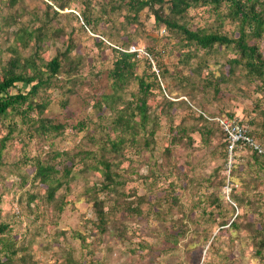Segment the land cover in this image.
Listing matches in <instances>:
<instances>
[{
	"label": "trees",
	"instance_id": "1",
	"mask_svg": "<svg viewBox=\"0 0 264 264\" xmlns=\"http://www.w3.org/2000/svg\"><path fill=\"white\" fill-rule=\"evenodd\" d=\"M24 3V0H0V34L10 53L7 60L0 58V183H8L10 176L16 177L19 186L26 188V207L30 209V204H34L36 218L45 219L49 209L60 212L71 201L73 182L80 177L87 181L91 174L98 176L99 182L86 186L83 193L92 205L94 228L99 236L112 224L124 228L123 220L116 214H140L141 209L139 204L133 206L129 199L132 193L125 192L129 179L122 177L118 168L129 157L126 156L129 151L136 155L152 151L162 119L168 138L162 149L166 162L165 165L154 162L152 174L142 177V184L151 180V185H155L157 182L153 180L168 178L163 167L171 164L167 174L174 180L169 183L165 201L170 206L180 207L176 190H187L188 183L198 184V176L188 174L187 170L178 171L175 161L170 159L172 147L191 148L192 134L199 135L204 147L211 148V153L219 148L220 164L213 168L209 179L221 173L227 142L212 119L226 115H209L199 110L194 116L195 124L175 122L176 108L184 106L192 110L186 101L174 102L163 94L165 90L160 84L169 77L180 89L176 95H185L188 102H195L197 94L216 96L224 84L252 87L258 96L252 99V115L247 118L248 134L264 149V55L259 49L264 42V0H80L79 16L59 13L70 7L71 0H41V11L30 13L23 10ZM200 7L207 8L211 19L193 26L188 13ZM145 10L152 16L154 27L165 31L161 36L165 40L163 46L172 45L169 52L178 53L180 68L172 74L163 68H159L158 76L150 71L151 63L146 57L158 60L164 51L158 47L161 39H151L153 45L142 57L128 52L130 47L136 46L141 14ZM25 16L29 18L23 22ZM61 18L67 19V24L73 19L80 24L82 32L86 29L98 35L99 40H94L99 48L107 47L104 40L113 44L114 47H109L110 67L99 74L98 79L82 75L83 60L73 53L77 48L74 27L68 28ZM119 31L126 36V41L111 42L112 34ZM55 43L62 47L49 56V45ZM2 52L0 47V54ZM219 57L224 62L218 74L210 72L211 78L202 77L203 70L208 68L207 62ZM140 61L146 64L147 70H139ZM183 69H189L188 74H183ZM194 77L198 78V83ZM87 86L90 91L83 93ZM79 95L91 105L95 118L90 114L70 126L84 139L73 149H58L57 141L69 125L47 115L48 108L58 98L61 108L66 109ZM213 139L218 140L217 146L212 145ZM15 142H19L20 156L10 162L7 160L9 149ZM32 143L47 146L42 157L30 153ZM27 165L30 170H26ZM246 166L250 192L237 193L231 188L229 199L238 207L249 205L253 217L231 215L223 219L221 215L214 217V207L201 208L199 218L203 227L189 238L193 244L201 242L202 246H207L205 253L209 257L218 258L202 264H230V244L243 239L249 241L258 264H264V190L259 189L264 188V157L252 151ZM212 194L208 198L217 203ZM201 201L203 199L197 196L194 207ZM162 218L159 216L163 221ZM217 218L220 220L215 223ZM182 219L185 230L179 227L165 233V239L173 247L190 233L189 221ZM222 227L231 234L226 245L220 240ZM11 231L12 224L0 209V264H31L30 242L17 240ZM74 238L83 240L79 233H75ZM67 263L84 264L71 256L67 257Z\"/></svg>",
	"mask_w": 264,
	"mask_h": 264
},
{
	"label": "rangeland",
	"instance_id": "2",
	"mask_svg": "<svg viewBox=\"0 0 264 264\" xmlns=\"http://www.w3.org/2000/svg\"><path fill=\"white\" fill-rule=\"evenodd\" d=\"M79 1L71 0L70 7L59 11V13L62 15L72 13L79 16V7L81 6ZM24 2L25 8L23 10L25 9L27 13L35 10L41 11V0H24ZM188 17L193 26L211 19L205 7L191 10ZM28 18L29 16H25L23 22H26ZM61 19L68 28L74 27L77 48L73 53L83 60L82 75L98 79L99 74L110 67L112 52L109 47H114L113 44L104 40L107 47L99 48L94 40H99L98 35H94L86 29L82 32L79 28L80 24L73 19L68 24L67 19ZM141 21L142 24L138 29L135 46L136 50L144 52H138L140 57L145 55L148 48L153 45L151 39H161L158 47L164 49V51L158 57V60L152 56L146 57L151 63L150 71L154 72L156 76H158L159 68L168 70V73L172 74V71L174 73L176 69L180 68L177 64L178 53L176 50L169 52L172 45L163 46L162 43L165 40L161 36L166 34L165 31L162 29L157 30L154 27L153 18L147 10L142 12ZM113 41L117 43L126 41V36L121 31L113 33L111 42ZM0 47L3 50L0 58L5 61L10 53L6 49L7 44L3 41L1 34ZM59 47H62L60 43L50 44L48 48L49 56ZM131 48H129V51ZM259 49L264 55V42L260 43ZM223 62L222 57L211 58L207 62L208 68L203 70L202 77L211 78L210 72L213 75L218 74L217 71H220V65ZM139 70H147V66L143 61H140ZM188 71L189 69L182 70L183 74H188ZM193 79L199 82L198 78L194 77ZM96 85L98 83H95ZM160 86L162 90H165L163 94L169 100L174 102L183 100L191 107L192 112L184 106L176 108L174 111L175 122L181 120L188 125L195 124L194 116L200 113L199 110H202L209 115H226L224 118L238 122L248 132L246 122L247 118L252 115V99L258 96L252 91V87L239 85L237 88L231 84H224L220 86L218 95L212 96L210 93L207 97H202V95L197 94L195 95V102H188L185 95H176L178 92L180 93V89H178V85L172 77H169ZM24 89H28V87H24ZM89 91L90 87L87 86L84 88L83 93ZM90 114H92V118H95L91 105L86 104L81 95L71 100L66 109L61 108L58 98L52 102L47 115L53 116L59 121H66L69 125L64 130L61 139L57 141L56 147L58 149H73L79 141L84 139L81 136L82 134H76L70 126L75 125L77 121ZM228 114H231V116H227ZM164 124L162 119L160 122L161 128L156 133V142L152 146V151L143 152L140 155L129 151L131 153H127L126 156L130 158L127 157L123 160L118 168L121 176L129 179L125 192L132 193V197L129 199H132L133 206L139 204L141 209L140 214L131 213L127 215L125 212L116 214L119 220H123L124 228L122 229L117 228L116 224H112L108 226L104 235L99 236L93 226L95 216L92 205L84 197L83 191L86 186L99 182V177L96 175L89 174L87 181L83 177L76 179L73 182L71 201L60 212L47 210L48 216H45L43 220L36 218V212L33 209L34 204H30V209L26 207L24 195L26 188L19 186L16 177L10 176L11 180L8 183H0V209L2 215L12 224V236L23 242H30L28 252L31 257V264H68V256L80 260L84 264H202L203 262L218 260L216 256L209 257L205 253L207 246H202L201 242L193 244L189 237L194 235L195 231L202 229L203 223L202 219L199 218V211L204 207L207 209L214 207V217L221 215L223 219H228L231 215V217L245 215L247 219H252L253 215L250 212L251 207L249 205L238 207L229 199L231 188H234L237 193L246 190L250 192L251 190L246 165L252 151L245 147L235 153L232 157L230 169H228L226 154L225 162L223 163V160H221V173L209 179L213 168L220 164L217 159L220 153L219 148L216 147L215 151L211 153V148H205L197 134L191 135L193 139L191 148L172 147L170 160L175 161L177 170L180 172L187 170L188 174H195L196 177L198 176V184L188 183L186 185L187 190H176V194L180 196L178 204L180 207L170 206L165 201V197L169 191V183L174 180V177L167 174L171 164L163 167V171H166L165 176L168 178L153 180L157 182L155 185H151V180L146 181L144 184L141 182L142 177L152 174L151 169L156 165L154 162L165 165L166 161L162 149L167 144L168 138L167 133L164 132ZM2 133H4L3 129L1 130ZM217 143H219L217 139L212 140L213 146H217ZM29 150L31 154L42 157L47 150V146L32 143L29 144ZM8 156L7 160L10 162L20 156L19 142H15L14 147L9 149ZM30 169L27 165L26 170ZM190 170H193V172H188ZM222 177L224 178V185L222 184ZM259 189L264 190L263 186H260ZM210 193H213L212 197H215V200L217 199V203L208 198ZM197 196L201 197L203 201L194 207L197 203ZM139 198H144V200L140 201ZM193 208L194 210L191 212ZM159 216L163 217V221L159 219ZM182 218L189 221L187 226L190 233L185 234L178 245L173 247L165 239V233L179 227L183 229V225L186 224ZM219 220L217 218L215 223H218ZM214 226L215 224L212 228ZM225 230L226 227L221 228L222 237L220 240L224 245L231 238V234L224 232ZM216 231L213 232V235L216 234ZM75 233H79L83 240L74 238ZM230 246L232 247L229 252L230 264H258L252 256V248L246 239H243L240 243L235 241ZM88 250L91 253H87Z\"/></svg>",
	"mask_w": 264,
	"mask_h": 264
},
{
	"label": "built area",
	"instance_id": "3",
	"mask_svg": "<svg viewBox=\"0 0 264 264\" xmlns=\"http://www.w3.org/2000/svg\"><path fill=\"white\" fill-rule=\"evenodd\" d=\"M128 52H136L144 53L141 50H136L135 48H131ZM139 52V53H138ZM218 124L221 132L225 136V140L227 142L226 146V154H227V163L228 169L231 167L232 157L239 150L244 149L245 147L251 149V151L255 152L257 155L264 157V149L260 147L248 134L245 127L239 124L236 121H233L229 118L224 117H216L212 119Z\"/></svg>",
	"mask_w": 264,
	"mask_h": 264
}]
</instances>
